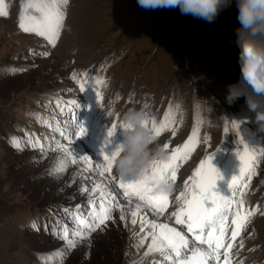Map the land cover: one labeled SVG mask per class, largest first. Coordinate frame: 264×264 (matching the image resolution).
Wrapping results in <instances>:
<instances>
[{
  "label": "rangeland",
  "instance_id": "1",
  "mask_svg": "<svg viewBox=\"0 0 264 264\" xmlns=\"http://www.w3.org/2000/svg\"><path fill=\"white\" fill-rule=\"evenodd\" d=\"M5 3L9 15L0 16V264H41L38 253L64 248V242L50 234L57 221L74 227L63 209L81 205V212L89 211V194L79 190L83 185L91 187L92 181L79 174L82 165L70 164L66 172L50 175L62 153L49 151L42 158L39 150L18 151L10 143V137H24L25 131L42 140L53 136L60 139L58 133L37 121L36 114L49 120L70 121L66 130L75 132L72 113L61 114L55 105L57 99L76 100L80 105L73 107V112L88 133L74 140L72 148L77 154L97 159H102L98 153L114 122L117 135L109 148L122 143V116L130 108L147 104L149 121H159L169 106H179L176 134L166 130L155 142L169 144L168 157L183 145L199 120V143L178 170L173 183L176 190L170 195L166 212L156 217L143 209L149 220L169 223L185 232L183 225L169 217L180 206L177 197L184 191V182L202 160L215 156L213 163L224 176L215 190L225 196L231 194L229 182L239 172L236 151L241 147L232 120L243 122L240 134L250 146L264 147V131L259 130L256 113L249 109L245 98L232 104L226 99L228 86L240 79L235 0L212 23L191 14L182 15L179 8L144 9L138 0H70L55 47L43 37L20 30L22 0ZM45 52L50 54L45 56ZM12 69L17 71L13 73ZM85 72L88 77L81 78L86 79V90L81 92L72 74ZM101 76L108 83L99 86L102 100L98 101L91 84ZM112 175L119 180L115 169ZM74 176L75 183L69 186ZM93 178L102 179L98 173ZM108 187L128 210L127 226L120 219V210H114L113 219L92 233L90 240H83L68 252L63 264H154L162 260L158 253L144 257L150 238L144 247L135 246L138 238L133 234L139 231V222L135 226L130 223L131 210L118 183ZM242 199L246 208L257 210L230 250L232 264H264V160ZM234 213L235 208L226 222V244L231 242L235 228ZM33 221L39 231L31 227Z\"/></svg>",
  "mask_w": 264,
  "mask_h": 264
},
{
  "label": "snow or ice",
  "instance_id": "2",
  "mask_svg": "<svg viewBox=\"0 0 264 264\" xmlns=\"http://www.w3.org/2000/svg\"><path fill=\"white\" fill-rule=\"evenodd\" d=\"M70 0H22L21 13L19 16L18 27L25 33L36 34L43 37L49 45L55 47L58 43L64 21L66 20V8ZM9 15L5 0H0V16ZM50 53L45 52L47 56ZM13 73L17 69L11 70ZM22 71V70H21ZM88 73H73V80L77 81L80 91L84 92ZM108 83L106 77H97L92 81L91 87L94 88L98 101L102 100L99 86H106ZM56 108L61 114L66 111L72 113L71 122H74L75 132L66 130V125L70 121L49 120L47 117L36 114L37 121L58 133L60 139L55 136L51 140L41 137L33 132L25 131L24 137L13 135L10 137V143L18 151L25 149L39 150L42 158H46L49 151H58L62 153V158L56 167L50 170L49 174L64 173L67 167L71 165H82L79 174L83 179L91 180V187L83 185L80 188L81 193H88L89 199L87 213L81 212V205L74 209L65 208L63 211L73 222L74 227L69 228L67 223L57 221L51 228L50 234L64 242V248L56 250L54 253L37 254L41 264H63L67 253L74 250L83 240H90L92 233L98 229H103L109 220L113 219V211L119 209L120 219L126 221L127 211L119 200L109 189V184L118 183L121 195L128 201L130 208V223L135 226L139 222V231L133 235L138 238L135 245L138 249L147 245L144 257L158 253L162 260L155 261L154 264H221V249L225 257L223 264H232L230 250L239 236L241 229L250 222V218L257 209H249L244 205L242 197L250 187L251 179L257 174L258 167L264 160V147L250 146L244 136L240 134L242 121L232 120L231 127L236 130L239 136L240 148L236 155L240 161L239 172L231 177L229 188L231 194L225 196L216 191L217 181L223 180L221 171L214 165V155H210L202 160L199 166L184 182V191H182L177 200L180 206L171 214L169 219L175 218V224L183 225L187 232L178 230L170 226L169 223H159L156 220H149L143 209L147 208L156 217L163 216L169 207L170 194L158 192L157 186L162 182L174 183L177 180V173L183 163L189 158L199 143V120L197 127L193 129L192 134L183 143V145L172 150L171 156L167 160H154L151 167L144 169L139 176L132 175L133 178L112 175L116 157L123 150L121 143L114 144V137L117 135V123H113L110 129H107L104 145L98 153L102 159L94 158L89 155H80L74 152L72 145L77 138L87 135L88 130L84 123L80 121L73 107L79 108L76 100L55 101ZM145 107H148L145 104ZM179 106H169L164 113L162 120L152 118L151 121H145L146 125L151 123V128L156 137L160 136L166 130H171L176 134V111ZM107 115L111 116V113ZM120 125V131L123 128ZM225 133L229 131L227 124ZM167 150L169 144H165ZM97 162L94 164L93 160ZM93 173V175H86ZM98 173L101 180H96L93 176ZM74 176L71 183H75ZM133 201H136L133 206ZM235 208L232 224L235 225L231 232V242L225 243L227 225L226 222ZM31 227L39 231V226L35 221ZM48 230V225H44ZM188 234H191L189 237ZM91 245L89 244V247ZM243 247V241L240 242ZM135 264V262H134Z\"/></svg>",
  "mask_w": 264,
  "mask_h": 264
},
{
  "label": "clouds",
  "instance_id": "3",
  "mask_svg": "<svg viewBox=\"0 0 264 264\" xmlns=\"http://www.w3.org/2000/svg\"><path fill=\"white\" fill-rule=\"evenodd\" d=\"M138 4L152 10L179 8L182 15L191 14L212 23L223 9L232 6L233 0H138ZM235 4L240 79L228 86L226 99L232 104L244 97L249 109L256 113L259 130L264 131V0H235ZM149 119L150 113L143 106L130 108L123 114V150L114 162L118 176H139L154 160L168 159L167 150L155 144L157 137L145 123ZM156 190L171 195L176 188L173 183L162 181Z\"/></svg>",
  "mask_w": 264,
  "mask_h": 264
}]
</instances>
